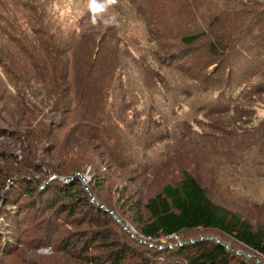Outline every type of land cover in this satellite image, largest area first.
<instances>
[{
  "label": "rangeland",
  "instance_id": "1",
  "mask_svg": "<svg viewBox=\"0 0 264 264\" xmlns=\"http://www.w3.org/2000/svg\"><path fill=\"white\" fill-rule=\"evenodd\" d=\"M194 1L116 0L93 23L87 0H0V30L13 34L0 41V264H23L33 251L41 264H65L69 253L96 264L82 254L114 253L98 262L111 264L124 244L129 264H191L217 242L232 263L264 264L218 230L152 239L142 232L144 204L186 173L214 202L264 229V92L248 106L243 91L264 81L256 65L264 53L246 46L264 35V18L251 22L247 12L262 6L221 1L234 9L222 16L214 3L190 11ZM190 35H199L195 46L183 40ZM232 39L245 42L233 59L208 45ZM65 72L69 103L49 111L60 96L50 80L64 82ZM238 98L237 110L223 112ZM79 121L87 126L68 134ZM99 232L107 246L95 242ZM30 236L41 238L33 250Z\"/></svg>",
  "mask_w": 264,
  "mask_h": 264
},
{
  "label": "trees",
  "instance_id": "2",
  "mask_svg": "<svg viewBox=\"0 0 264 264\" xmlns=\"http://www.w3.org/2000/svg\"><path fill=\"white\" fill-rule=\"evenodd\" d=\"M221 1H229L232 2L234 5L237 4L235 0H195L194 3L189 5V10L193 12H199L201 8H204L206 12H209V5L211 3H214L217 10H219V14L222 16L230 15L234 12V9L230 6H222ZM254 4H259L262 6V9H258L255 11L248 10L247 12L251 15V22L257 20H261L264 18V0H257L254 2ZM2 4L1 6H3ZM234 7V6H233ZM242 13L240 12L236 18H239V16ZM15 16V14L13 15ZM234 23H237V21H234ZM253 32V31H252ZM0 35L3 37L0 38L1 42H4V38L7 36L8 38L12 37L13 35L9 30H0ZM261 34L257 35L251 43H246L247 48L251 51L256 47L261 53H264V35L260 36ZM199 35H190L185 36L183 38L184 42L195 46L196 41L198 40ZM237 41V39H232L227 42H213L212 40L208 41V45L213 49L216 50L219 59L229 60L233 59V57L241 52L244 43L239 44L238 47V41L235 45L232 44L233 41ZM227 49H230V52H226ZM70 49H67L69 52ZM192 62L198 63L196 60H192ZM257 64L260 63L259 59L256 61ZM230 65L229 63H227ZM193 65V64H192ZM43 68V67H42ZM233 68V67H232ZM261 70L264 72V64L262 67H260ZM66 69V68H64ZM56 71V70H55ZM211 70L207 71L206 80L210 78L208 75ZM58 75V74H57ZM54 78L51 84L49 85V92L53 94H60L58 102L54 104V109H49V111H56L60 110L61 107L64 106V104L69 103L67 100V92H68V84L66 82V78L68 79V76L70 75V72L66 73L64 76V82H62L63 77L60 78ZM193 79H197L196 74L191 75ZM65 83V85H64ZM244 92H246V98L248 103V106H251L252 103V95L257 96L261 92H264V81L253 87H248L246 89H243ZM239 98L236 100V104H233L232 108L228 107L226 110H222V105H216L218 107L219 112H227V111H235L237 110L239 106ZM46 109V107H44ZM30 109H34V104L30 106ZM215 109V108H214ZM214 109L211 111L213 113ZM48 110V109H47ZM248 112V111H247ZM49 113V112H48ZM249 113V112H248ZM238 120V119H237ZM249 122V121H247ZM215 126L220 128L217 124V121L215 120ZM210 125L212 128H216L214 124ZM59 124H54L53 127L56 129H61L64 126V121H62V124L58 126ZM94 124H90L91 129L93 128ZM86 123L84 122H76L73 125L74 130L68 131L69 133H75L79 131L80 128L86 127ZM52 128V127H51ZM48 133L51 134V131L48 127L46 128ZM54 130V131H55ZM15 134H18V131L15 132ZM93 132L88 131L85 135L87 137H90L93 135ZM19 132V136H21ZM208 137V136H207ZM21 140H25V133L23 134V137H21ZM38 144L34 145L32 143L31 145V151H33V148H37ZM29 148V147H28ZM1 151V150H0ZM30 151V150H29ZM4 157V153H0V160ZM45 170V168L43 169ZM67 179V178H66ZM28 185L27 177L23 179ZM54 181V180H52ZM63 181V180H62ZM66 182V180H64ZM51 183V182H50ZM99 184H101L99 182ZM29 193L31 194L33 190H31V187H27ZM139 205L135 207H141L143 206V203L141 204V201L137 202ZM146 210L150 214V219L148 222L143 224L142 232L145 236L148 238L153 237H160V236H170V235H177L180 232L184 230H191V229H197V228H204V229H214L218 230L224 234H227L231 236L232 238L236 239L238 242L246 245L250 249L254 250L258 254L264 257V229L259 228L256 229L253 224L240 216L239 214L231 211L225 206H222L216 202H214L209 194L207 189L200 184V182L197 180L195 176H193L190 173H186L184 179L177 185L168 184L166 185L163 190L149 199L144 204ZM139 209V208H138ZM62 210H65L62 209ZM139 211V210H137ZM39 228V225L36 226V229ZM96 240L99 239L102 240V244H105V246L108 245V239L105 238V236L99 232V234L95 235ZM41 238H36L35 236L31 237L27 241V247L31 250H33L39 243ZM66 239L64 238L62 242H64ZM69 240V239H68ZM141 241V240H140ZM38 242V243H35ZM68 245V244H67ZM66 245V246H67ZM68 247V246H67ZM124 249L121 251L122 253H117V255L113 258V261H111V264H129L123 261L127 253H124L127 249V245H123ZM66 248V247H65ZM200 253L199 255L192 260L191 264H249L245 260H237L235 263L230 262L229 260V253L227 251V248L223 244H217L214 246L213 249H208L207 246L200 247ZM30 253L25 257V261H22L23 264H41V260L39 259V254ZM26 253V252H25ZM76 253H69V258H66L65 264H77L74 261H71V258H76ZM114 253H100V254H88L84 253L82 254L87 261L95 262L97 260L96 264H98L99 260L102 259V256L109 255ZM263 264V263H261Z\"/></svg>",
  "mask_w": 264,
  "mask_h": 264
},
{
  "label": "clouds",
  "instance_id": "3",
  "mask_svg": "<svg viewBox=\"0 0 264 264\" xmlns=\"http://www.w3.org/2000/svg\"><path fill=\"white\" fill-rule=\"evenodd\" d=\"M115 3H116V0H104V4L102 5L99 2V0H87V7L93 13V23H95L96 14L100 13L103 10L105 5H113ZM218 13H219V10H218ZM263 64H264V61H260L259 64L256 63L258 68L262 67ZM40 252H41V249H40Z\"/></svg>",
  "mask_w": 264,
  "mask_h": 264
},
{
  "label": "water",
  "instance_id": "4",
  "mask_svg": "<svg viewBox=\"0 0 264 264\" xmlns=\"http://www.w3.org/2000/svg\"><path fill=\"white\" fill-rule=\"evenodd\" d=\"M68 179V178H67Z\"/></svg>",
  "mask_w": 264,
  "mask_h": 264
}]
</instances>
